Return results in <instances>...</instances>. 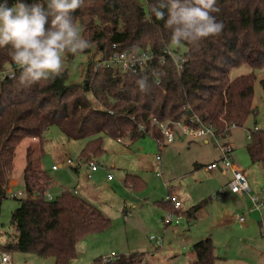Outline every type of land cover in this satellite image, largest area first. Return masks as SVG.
I'll use <instances>...</instances> for the list:
<instances>
[{"label": "trees", "instance_id": "trees-1", "mask_svg": "<svg viewBox=\"0 0 264 264\" xmlns=\"http://www.w3.org/2000/svg\"><path fill=\"white\" fill-rule=\"evenodd\" d=\"M15 2L8 0L10 6ZM26 2L42 3L49 11L47 0ZM170 7L171 0H84L70 14L99 55L97 61L114 49L148 51L152 61L135 73H119L88 61L80 83H66V71L54 81L21 83L19 69L13 78L0 81V203L7 197L16 147L25 138H35L42 154L43 133L51 125H57L67 139L85 140L77 158L85 163L103 153V135L132 141L151 130L154 139L160 137L150 124L152 117L162 121L196 115L213 125L219 137L229 124H244L253 112L254 70L264 68V0H217L219 11L212 15L223 24L221 33L196 42L182 41V52L170 47L173 30L165 27ZM157 11L164 13V19L157 20ZM52 18L48 16L46 28ZM167 50L183 56L180 70ZM9 53L10 46L0 48V71L13 67ZM241 65L249 66L251 72L231 76ZM260 83L264 87V77ZM140 125L144 131L138 130ZM246 148L251 163L264 162V131H255ZM32 154L29 145L21 177L24 195L13 197L18 205L10 214L15 234L0 251L34 253L52 257L53 264H70L77 242L107 229L110 220L67 189L48 200L52 179L33 165ZM123 183L133 191L146 188L132 174H126ZM159 203L171 209L168 200ZM203 203L182 214L194 219ZM191 251L195 260L188 264H215L209 236L193 243ZM142 255H119L110 264H134Z\"/></svg>", "mask_w": 264, "mask_h": 264}, {"label": "rangeland", "instance_id": "rangeland-1", "mask_svg": "<svg viewBox=\"0 0 264 264\" xmlns=\"http://www.w3.org/2000/svg\"><path fill=\"white\" fill-rule=\"evenodd\" d=\"M170 47L180 52L184 50L182 45L171 44ZM66 55V83L69 84L80 83L88 61L99 59L91 47L75 56ZM249 72V66L241 65L230 75ZM254 74L253 112L241 127L230 130L228 139L234 147L230 162L243 171L250 194L259 195L264 202V162L251 163L246 148L255 131H264V87L260 83L264 68L254 70ZM43 139L42 154L37 140L24 139L15 149L10 179L16 182L9 181L12 185L0 203V246L15 234L10 214L18 205L16 199L24 195L21 177L25 148L30 144L33 147V165L45 170L52 179L51 196L61 189H75L76 195L98 208L110 220L107 229L77 242L76 254L70 264H91L112 252L126 256L143 253L134 264H188L195 259L194 255L190 256L191 242L206 236L211 238L215 264H264V216L261 217L257 211H248L246 195L241 197L230 192L227 169L222 172L217 168L206 169L208 164L220 159L219 148L213 139L205 143L178 137L172 143L159 146L150 134L132 141L122 138L121 142L103 135L104 151L94 159L98 169L91 173L90 178L87 177L86 162H78L77 159L85 140L67 139L57 125L49 126L43 133ZM124 172L140 175L147 187L143 191L129 189L123 184ZM108 174L112 179L107 183ZM169 190L180 200L181 211L177 224L165 226L162 218L167 211L155 202L164 199ZM10 193H15L16 199ZM201 201L204 203L195 220H189L182 214ZM238 217L243 221H238ZM151 235L159 237L160 244L150 241ZM9 253L14 264H53L50 256L17 251Z\"/></svg>", "mask_w": 264, "mask_h": 264}, {"label": "clouds", "instance_id": "clouds-1", "mask_svg": "<svg viewBox=\"0 0 264 264\" xmlns=\"http://www.w3.org/2000/svg\"><path fill=\"white\" fill-rule=\"evenodd\" d=\"M217 0H171L165 27L173 30L171 42L179 47L181 42H196L218 36L223 24L212 15L218 12ZM84 0H47L42 3L16 0L0 2V48L10 46L12 61L20 70L21 83L54 81L63 75L68 53L77 55L91 47L83 38L71 13L81 8ZM163 7V5H162ZM51 26L46 28L48 16ZM157 20L164 13H155Z\"/></svg>", "mask_w": 264, "mask_h": 264}, {"label": "built area", "instance_id": "built-area-1", "mask_svg": "<svg viewBox=\"0 0 264 264\" xmlns=\"http://www.w3.org/2000/svg\"><path fill=\"white\" fill-rule=\"evenodd\" d=\"M167 54L172 58L177 70L182 68V63L184 58L181 53H175L171 50L166 51ZM153 56L148 51L141 52H129L126 50H117L114 49L111 51L106 59L97 61V66H103L106 68H112L119 73L132 72L135 73L148 62L152 61ZM15 69L18 67L13 65L6 70L0 71V81L5 80L6 78H13ZM158 83V81H157ZM150 124L154 126L160 134V137L155 138L157 144L162 146L163 144H169L175 141L177 135L187 138L189 140H199V139H213L217 144L220 152V159L217 162L210 163L206 166L207 170L213 169H227L229 170L231 177L227 182V187L231 193L235 194H245L248 196L249 204L248 211L259 212L260 216H264V202L260 199L259 195H251L249 186L245 180L243 172L239 170L233 163L230 162L231 153L233 146L228 142V132L236 127L235 124L231 123L227 126V131L224 132L222 137L216 135L214 126L208 122H204L200 117L196 115L183 114L177 120H157L152 117ZM138 130L144 131L143 126H139ZM147 134H151V130L147 131ZM249 137V136H248ZM158 160V157H156ZM68 163L70 160L67 161ZM78 162H83L81 158L78 159ZM87 164V177L90 178L91 173L97 170V163L94 159H90L86 162ZM52 169H56L55 166H52ZM107 180H110L112 177L110 174L107 175ZM75 193V192H74ZM20 192H18V195ZM12 197H15V193H10ZM47 199H51L49 195L46 196ZM168 202L171 204V209L167 210L166 215L163 218V223L165 225H171L172 223L177 224L180 220L179 213L181 211V202L176 195L171 193L168 196ZM238 221L242 222L243 218L238 217ZM264 237V232L262 233ZM150 241L155 240L157 244H160L161 239L159 237L155 238L153 235L148 238ZM119 255L114 254L113 252L108 255L100 258V264H110L115 260ZM0 264H14L12 256L9 252L1 251L0 252Z\"/></svg>", "mask_w": 264, "mask_h": 264}, {"label": "crops", "instance_id": "crops-1", "mask_svg": "<svg viewBox=\"0 0 264 264\" xmlns=\"http://www.w3.org/2000/svg\"><path fill=\"white\" fill-rule=\"evenodd\" d=\"M230 132V131H229ZM229 132H228V134H229ZM143 137V136H142ZM178 137H182V136H179V135H177L176 136V138H175V140L178 138ZM139 138H141V137H139ZM25 139H27V140H31V141H36V139L35 138H25ZM187 139V138H186ZM117 140V142H121L122 141V138H118V139H116ZM189 140V139H188ZM199 140H203L205 143L209 140V139H199ZM192 141H196V140H192ZM229 142V141H228ZM230 143V142H229ZM231 145H232V143H230ZM30 144H28V146H29ZM233 146V145H232ZM26 149V148H25ZM104 149V148H103ZM233 150H234V147H233ZM97 165H98V163H97ZM236 166V165H235ZM97 169H98V167H97ZM220 172H222V171H224L225 169H218ZM95 171H97V170H95ZM94 171V172H95ZM229 171V170H228ZM243 172V171H242ZM93 173V172H92ZM230 173V172H229ZM126 174H131V173H128V172H124V174H123V178H124V176L126 175ZM132 175H136V176H138V177H140L144 182H145V180L140 176V175H137V174H132ZM230 177H231V174H230ZM112 179V178H111ZM110 179V180H111ZM10 180H12L13 181V184H15V180H13V179H9V181ZM110 180H107L106 179V182L108 183ZM146 183V182H145ZM124 184V183H123ZM12 185V183H9V186L7 187V192L9 191V188H10V186ZM127 187V186H126ZM146 187H147V183H146ZM62 190V189H61ZM51 191V190H50ZM169 191H171V190H169ZM168 191V192H169ZM73 192H75L76 193V190L74 189L73 190ZM56 194V193H55ZM50 197H53V196H51L50 195V192H49V194H48ZM243 195H245V194H242L241 195V197H243ZM247 196V195H246ZM168 193H167V196L164 198V199H161V201H167L168 199ZM161 201H156L155 202V204L156 205H158L159 207H161L163 210H165V211H167V209L166 208H164L163 206H161V204L159 203V202H161ZM247 202H248V204H249V200H248V196H247ZM186 211V210H185ZM201 210L199 209L196 213H195V218L194 219H192V220H195L196 219V215H198V213L200 212ZM162 221H163V218H162ZM165 225V224H164ZM165 226H167V225H165ZM204 238V237H203ZM196 241H192L191 242V245L193 244V243H195ZM138 254H140V253H138ZM141 254H143V253H141ZM192 255H194V257H195V254L191 251V253H190V256L192 257ZM126 256V255H125ZM143 256V255H142ZM142 258V257H141ZM195 260V259H194ZM193 262V261H192Z\"/></svg>", "mask_w": 264, "mask_h": 264}]
</instances>
